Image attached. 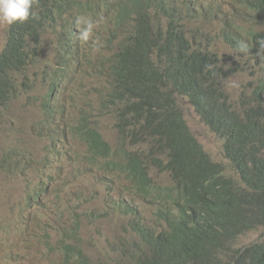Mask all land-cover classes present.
<instances>
[{"label": "trees", "instance_id": "16d2710c", "mask_svg": "<svg viewBox=\"0 0 264 264\" xmlns=\"http://www.w3.org/2000/svg\"><path fill=\"white\" fill-rule=\"evenodd\" d=\"M243 2L263 24L264 0ZM34 10L38 19L8 26L0 51L1 105L22 86L18 73L39 60L47 31L56 30L60 45L71 48L76 24L63 29L67 20L101 14L107 36L119 39L104 67L99 99V109L112 116L119 146L104 138L89 115L75 129L88 157L124 179L151 212L148 224L141 204L129 207L131 232L141 244L129 241L132 264H264V239L236 246L243 234L264 228V69L252 94L242 92L233 101L226 91L233 71L217 52L194 44L174 0H37ZM57 64L61 77L69 78L75 63L61 57ZM182 97L224 139L235 176L203 149L185 119ZM50 105L48 100L45 109L53 115ZM163 174L170 185L159 180ZM56 250L61 262L51 264H93L75 241L61 238L47 254Z\"/></svg>", "mask_w": 264, "mask_h": 264}, {"label": "rangeland", "instance_id": "374dc122", "mask_svg": "<svg viewBox=\"0 0 264 264\" xmlns=\"http://www.w3.org/2000/svg\"><path fill=\"white\" fill-rule=\"evenodd\" d=\"M174 3L194 44L217 52L233 71L226 80L231 99L237 101L242 92L251 95L264 69V52L257 43L264 39V23L257 22L243 0ZM91 19L100 21L93 38L79 41L76 25L74 47L69 49L60 45L56 30L47 31L39 60L18 73L23 88L16 79V93L24 97L14 94L6 106L0 102V264H51V259L60 263L57 250L52 255L47 250L61 238L77 242L93 264H132L129 241L141 244L131 232L130 205L141 204L149 219L146 222L152 224L150 210L133 195L128 183L88 157L87 146L75 129L82 116L89 115L104 138L114 148L119 146L112 116L99 109L107 81L101 61L112 57L116 42L107 36L106 15ZM73 23H65L63 29ZM7 30V25H0V51ZM231 37L236 42L229 41ZM61 57L71 63L76 57L69 72L73 77H61L57 64ZM53 83L58 84L55 89ZM46 99L53 115L45 109ZM179 103L203 149L235 176L224 157V139L205 125L188 98H180ZM159 180L171 184L164 174ZM263 239L264 228H255L240 236L236 246Z\"/></svg>", "mask_w": 264, "mask_h": 264}, {"label": "clouds", "instance_id": "9594fccd", "mask_svg": "<svg viewBox=\"0 0 264 264\" xmlns=\"http://www.w3.org/2000/svg\"><path fill=\"white\" fill-rule=\"evenodd\" d=\"M36 3L37 0H0V25L13 26L17 23L27 22L29 19H38L39 14L34 10V4ZM75 23L78 29L77 38L79 41L86 43L93 38L95 29L98 27L100 21L84 16H77ZM112 40L116 42V50L119 39L113 38ZM257 43L259 50L264 52V39L259 40ZM101 60H104V58ZM75 62L76 57L73 63ZM108 63L107 59L101 61L104 75H106L104 67Z\"/></svg>", "mask_w": 264, "mask_h": 264}, {"label": "bare ground", "instance_id": "6f19581e", "mask_svg": "<svg viewBox=\"0 0 264 264\" xmlns=\"http://www.w3.org/2000/svg\"><path fill=\"white\" fill-rule=\"evenodd\" d=\"M241 2H242V1H241ZM241 2H240V3H241ZM243 3H244V2H243ZM55 10H56V9H55ZM53 11H54V10H53ZM54 13H55V12H54ZM55 16H56V15H55ZM55 19H56V17H55ZM73 19H74V18H73ZM50 20H51V19H50ZM67 21L69 22V20H67ZM74 21H75V19H74ZM74 21H72V22H74ZM46 22H47V21H46ZM46 22H45V24L47 25ZM48 22H49V21H48ZM73 24H74V23H73ZM17 25H18V24H17ZM18 26H19V25H18ZM21 27H22V26H20V28H21ZM17 28H18V27H17ZM18 29H19V28H18ZM21 29H22V28H21ZM6 32H7V31H6ZM13 32H15V31H13ZM10 33H11V32H10ZM18 33H19V32H18ZM41 33H42V32H41ZM126 33H128V32H126ZM7 34H9V33H7ZM13 34H14V33H13ZM15 34H17V33H15ZM9 37H10V36H9ZM73 47H74V45H73ZM71 48H72V47H71ZM120 48H121V47H120ZM68 49H69V48H68ZM41 50H42V49H41ZM56 50H57V49H56ZM56 50H55V51H56ZM57 51H58V50H57ZM40 52H41V51H40ZM53 53H54V51H53ZM53 53H51V54H53ZM56 53H57V52H56ZM37 55H39V54L37 53ZM40 55H41V53H40ZM85 56H86V55H85ZM37 57H38V56H37ZM85 60H86V59H85ZM62 61H63V60H62ZM6 62H7V61H6ZM73 62H74V61H73ZM73 62L71 63V65L73 64ZM80 63H81V60H80ZM81 64H82V63H81ZM81 64H80V65H81ZM60 65H62V63H60ZM71 65H70V66H71ZM66 66H67V65H66ZM81 67H82V66H81ZM68 69H69V68H68ZM71 69H72V68H71ZM79 69H80V68H79ZM69 71H70V70H69ZM60 73H61V72H60ZM66 73H67V70H66ZM69 75H70V74H69ZM69 75H68V76H69ZM66 76H67V75H66ZM70 76H72V75H70ZM70 76H69V77H70ZM72 77H73V76H72ZM63 79H64V78H63ZM70 79H71V78H70ZM63 81H64V80H63ZM27 83H28V82H27ZM57 83H58V82H57ZM25 84H26V83H25ZM25 84H24V85H25ZM22 85H23V84H22ZM62 85H63V83H62ZM56 86H58V84H56ZM21 87H22V86H21ZM21 87H19V88H21ZM51 87H52V86H51ZM51 87H50V89H51ZM54 87H55V86H54ZM54 87H53V88H54ZM22 88H23V87H22ZM61 88H63V87H61ZM24 89H26V88H24ZM50 89H49V90H50ZM57 89L59 90V88H57ZM65 89H67V88H65ZM32 90H34V88H33ZM51 90H52V89H51ZM61 90H62V89H61ZM22 91L24 92L23 89H22ZM34 91H35V90H34ZM31 92H33V91H31ZM48 92H49V91H48ZM48 92H47V93H48ZM56 92H57V90H56ZM58 92H59V91H58ZM17 93H18V90H17ZM17 93H14V94H17ZM27 93H28V92H27ZM49 93H51V92H49ZM56 94H57V93H56ZM17 95H20V94H17ZM24 95H25V93H24ZM20 96H21V95H20ZM50 96H51V95H50ZM50 96H49V97H50ZM21 97H24V96H21ZM55 97H56V96L54 95V98H55ZM14 98H15V97H14ZM19 98H20V97H19ZM56 98H57V97H56ZM56 98H55V100H56ZM49 99H50V98H49ZM58 99H59V98H58ZM46 100H48V99H46ZM55 100H53V101H55ZM57 101H58V100H57ZM59 101H60V99H59ZM7 102H8V101H7ZM47 102H48V101H47ZM60 102H61V101H60ZM61 103H62V102H61ZM50 104H51V103H50ZM59 104H60V103H59ZM6 105H7V103H5V106H6ZM50 106H51V105H50ZM110 149H111V148H110ZM110 152H111V150H110ZM107 154H108V153H107ZM110 154H111V153H110ZM209 154H210V153H209ZM210 155H211V154H210ZM119 156H120V155H119ZM211 157H212V156H211ZM215 161H216V160H215ZM217 162H218V161H217ZM145 216H146V215H145ZM146 218H147V220H149L147 216H146ZM147 220H146V221H147ZM11 242H12V241H11ZM20 258H21V257H20ZM20 261H21V259H20Z\"/></svg>", "mask_w": 264, "mask_h": 264}]
</instances>
